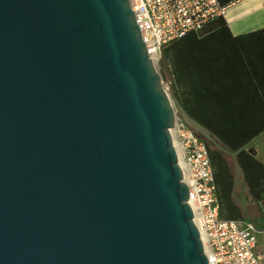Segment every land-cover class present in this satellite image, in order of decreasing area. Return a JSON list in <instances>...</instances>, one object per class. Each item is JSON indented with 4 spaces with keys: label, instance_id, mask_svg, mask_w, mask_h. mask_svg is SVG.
<instances>
[{
    "label": "water",
    "instance_id": "1",
    "mask_svg": "<svg viewBox=\"0 0 264 264\" xmlns=\"http://www.w3.org/2000/svg\"><path fill=\"white\" fill-rule=\"evenodd\" d=\"M164 76L129 0H0V264H208L175 112L234 160L243 147Z\"/></svg>",
    "mask_w": 264,
    "mask_h": 264
},
{
    "label": "trees",
    "instance_id": "2",
    "mask_svg": "<svg viewBox=\"0 0 264 264\" xmlns=\"http://www.w3.org/2000/svg\"><path fill=\"white\" fill-rule=\"evenodd\" d=\"M231 1L219 0L222 5ZM158 61L171 76V94L186 113L229 151L243 147L234 160L202 138L212 166L219 216L253 222L263 217L264 163L249 144L264 131V27L233 35L219 15L201 30L165 44ZM235 161L244 182L233 192ZM235 196L244 201L246 211Z\"/></svg>",
    "mask_w": 264,
    "mask_h": 264
},
{
    "label": "built area",
    "instance_id": "3",
    "mask_svg": "<svg viewBox=\"0 0 264 264\" xmlns=\"http://www.w3.org/2000/svg\"><path fill=\"white\" fill-rule=\"evenodd\" d=\"M145 47L155 60L161 48L223 15L219 0H129ZM187 186V200L202 236L208 264H262L251 220L219 216L212 166L204 140L175 112L169 128Z\"/></svg>",
    "mask_w": 264,
    "mask_h": 264
},
{
    "label": "crops",
    "instance_id": "4",
    "mask_svg": "<svg viewBox=\"0 0 264 264\" xmlns=\"http://www.w3.org/2000/svg\"><path fill=\"white\" fill-rule=\"evenodd\" d=\"M228 28L233 35L264 27V0H234L223 13ZM255 157L264 163V131L250 142ZM264 213V208L262 209ZM255 220L257 231L262 234L255 250L264 264V214L263 219Z\"/></svg>",
    "mask_w": 264,
    "mask_h": 264
},
{
    "label": "rangeland",
    "instance_id": "5",
    "mask_svg": "<svg viewBox=\"0 0 264 264\" xmlns=\"http://www.w3.org/2000/svg\"><path fill=\"white\" fill-rule=\"evenodd\" d=\"M157 64L158 66L161 68L160 64H159V61L157 59ZM164 73H165V76H164V79H163V82H164V85L167 87L168 91L171 93L170 91V88H171V82H172V78L171 76L169 75L168 71L167 70H164ZM177 112V111H176ZM178 113V112H177ZM237 190H241L243 192V187L241 186H238L237 187ZM264 214V213H263ZM263 219V217H259V218H256V220H260ZM259 221V222H260ZM255 236H256V243L259 244L261 242V239H262V234L258 231L255 232Z\"/></svg>",
    "mask_w": 264,
    "mask_h": 264
},
{
    "label": "bare ground",
    "instance_id": "6",
    "mask_svg": "<svg viewBox=\"0 0 264 264\" xmlns=\"http://www.w3.org/2000/svg\"><path fill=\"white\" fill-rule=\"evenodd\" d=\"M150 57L153 59V61H154L155 65H156V67H159L158 64H157V61L155 60V58H154L153 56H150ZM199 235H200V238H201V240H202V236H201V234H199Z\"/></svg>",
    "mask_w": 264,
    "mask_h": 264
}]
</instances>
